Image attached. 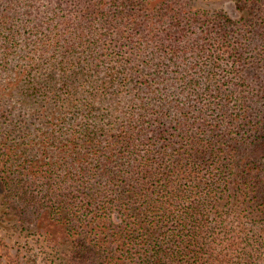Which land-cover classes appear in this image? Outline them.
<instances>
[{
    "label": "trees",
    "instance_id": "1",
    "mask_svg": "<svg viewBox=\"0 0 264 264\" xmlns=\"http://www.w3.org/2000/svg\"><path fill=\"white\" fill-rule=\"evenodd\" d=\"M248 1L232 17L0 0L4 215L61 264L264 261V7Z\"/></svg>",
    "mask_w": 264,
    "mask_h": 264
},
{
    "label": "rangeland",
    "instance_id": "2",
    "mask_svg": "<svg viewBox=\"0 0 264 264\" xmlns=\"http://www.w3.org/2000/svg\"><path fill=\"white\" fill-rule=\"evenodd\" d=\"M179 1L192 11L226 12L232 17L243 15L241 8L249 5L248 0H173ZM246 1V4H244ZM264 7V0H260ZM223 70V69H222ZM228 205L225 209H229ZM235 209V208H234ZM243 207L236 210H243ZM263 210L254 206L252 210ZM250 210V209H247ZM234 224L233 226H235ZM50 240V236L47 235ZM44 234L37 233L34 228L14 222L0 210V264H61L60 255L52 249ZM52 240V239H51ZM50 245H49V244ZM51 246V247H50ZM260 246L264 248V241ZM264 250V249H263ZM54 252V253H53ZM258 264H264L257 259Z\"/></svg>",
    "mask_w": 264,
    "mask_h": 264
}]
</instances>
